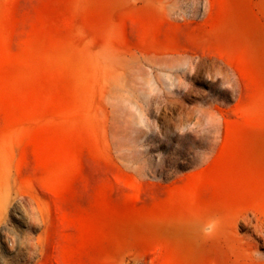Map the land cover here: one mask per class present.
Here are the masks:
<instances>
[{
    "label": "rangeland",
    "instance_id": "374dc122",
    "mask_svg": "<svg viewBox=\"0 0 264 264\" xmlns=\"http://www.w3.org/2000/svg\"><path fill=\"white\" fill-rule=\"evenodd\" d=\"M0 264H264V0H0Z\"/></svg>",
    "mask_w": 264,
    "mask_h": 264
}]
</instances>
